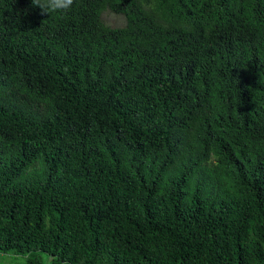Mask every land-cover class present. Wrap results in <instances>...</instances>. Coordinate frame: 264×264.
Masks as SVG:
<instances>
[{"label": "trees", "instance_id": "obj_1", "mask_svg": "<svg viewBox=\"0 0 264 264\" xmlns=\"http://www.w3.org/2000/svg\"><path fill=\"white\" fill-rule=\"evenodd\" d=\"M0 250L264 264V0H0Z\"/></svg>", "mask_w": 264, "mask_h": 264}, {"label": "rangeland", "instance_id": "obj_2", "mask_svg": "<svg viewBox=\"0 0 264 264\" xmlns=\"http://www.w3.org/2000/svg\"><path fill=\"white\" fill-rule=\"evenodd\" d=\"M102 20L112 27L124 26L127 21L124 14L115 13L109 8H106L102 12ZM32 255L39 257L43 264H50L53 259L52 254L42 250L30 253H17L14 251L5 252L0 250V264H27L29 257Z\"/></svg>", "mask_w": 264, "mask_h": 264}, {"label": "clouds", "instance_id": "obj_3", "mask_svg": "<svg viewBox=\"0 0 264 264\" xmlns=\"http://www.w3.org/2000/svg\"><path fill=\"white\" fill-rule=\"evenodd\" d=\"M33 7H38L40 13L49 15L52 12H65L74 4V0H31Z\"/></svg>", "mask_w": 264, "mask_h": 264}]
</instances>
